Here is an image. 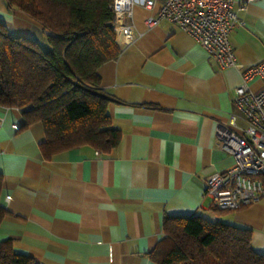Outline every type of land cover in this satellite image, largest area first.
<instances>
[{
	"label": "crops",
	"instance_id": "obj_1",
	"mask_svg": "<svg viewBox=\"0 0 264 264\" xmlns=\"http://www.w3.org/2000/svg\"><path fill=\"white\" fill-rule=\"evenodd\" d=\"M243 25L229 36L238 67H221L184 30L168 21L148 28L152 10L132 7L131 44L97 71L114 101L107 110L121 133L104 156L82 147L43 158L40 123L0 108V243L38 264H155L150 253L164 217L199 216L248 229L250 247L264 256V199L219 211L204 195L206 180L233 165L218 129L231 115L244 129L234 90L244 69L264 62V0H234ZM0 21L12 36L47 49L40 24L0 0ZM261 82L249 88L257 93ZM13 125H17L15 130ZM241 130H239V133Z\"/></svg>",
	"mask_w": 264,
	"mask_h": 264
},
{
	"label": "trees",
	"instance_id": "obj_2",
	"mask_svg": "<svg viewBox=\"0 0 264 264\" xmlns=\"http://www.w3.org/2000/svg\"><path fill=\"white\" fill-rule=\"evenodd\" d=\"M111 1L6 0L7 9L41 25L48 48L12 36L0 21V108L17 109L25 126L42 125L39 147L46 160L82 147L108 156L120 143L107 110L114 100L97 74L120 55ZM7 215L0 206V224ZM250 234L194 215L164 217L162 237L147 255L155 264H264V256L250 247ZM0 264L38 263L16 254L7 239L0 243Z\"/></svg>",
	"mask_w": 264,
	"mask_h": 264
},
{
	"label": "built area",
	"instance_id": "obj_3",
	"mask_svg": "<svg viewBox=\"0 0 264 264\" xmlns=\"http://www.w3.org/2000/svg\"><path fill=\"white\" fill-rule=\"evenodd\" d=\"M157 3L160 6L156 15L145 21L148 28L163 20L171 22L186 31L221 67L239 68L229 36L237 26L243 25L238 12L245 9V4L235 10L234 0H112L109 7L114 15L117 45L127 46L134 39L132 24L126 21L131 18L132 7L139 5L152 10ZM241 78L233 102L246 126L240 129L237 116L231 115L227 125L218 129L219 139L232 156L233 165L208 176L204 190L212 206L223 211H236L264 199V62L244 69ZM254 80L261 82L257 93L249 88ZM13 128L17 130L18 126Z\"/></svg>",
	"mask_w": 264,
	"mask_h": 264
}]
</instances>
